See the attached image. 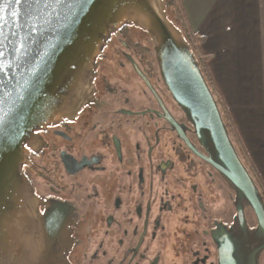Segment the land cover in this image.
I'll list each match as a JSON object with an SVG mask.
<instances>
[{
    "label": "flooded vegetation",
    "instance_id": "obj_1",
    "mask_svg": "<svg viewBox=\"0 0 264 264\" xmlns=\"http://www.w3.org/2000/svg\"><path fill=\"white\" fill-rule=\"evenodd\" d=\"M94 87L73 118L24 144L23 171L39 213L66 232L68 263L217 264L213 232L232 223L235 193L204 159L143 32L111 36Z\"/></svg>",
    "mask_w": 264,
    "mask_h": 264
},
{
    "label": "water",
    "instance_id": "obj_2",
    "mask_svg": "<svg viewBox=\"0 0 264 264\" xmlns=\"http://www.w3.org/2000/svg\"><path fill=\"white\" fill-rule=\"evenodd\" d=\"M165 5L0 0V264H69L66 232L52 212L39 213L23 171L24 144L37 129L73 118L93 99L97 58L125 26L146 35L159 77L193 125L204 159L235 193L232 223L213 232L217 264H262L264 195L237 151L191 44ZM245 209L252 211L254 227Z\"/></svg>",
    "mask_w": 264,
    "mask_h": 264
},
{
    "label": "crops",
    "instance_id": "obj_3",
    "mask_svg": "<svg viewBox=\"0 0 264 264\" xmlns=\"http://www.w3.org/2000/svg\"><path fill=\"white\" fill-rule=\"evenodd\" d=\"M207 68L264 186V0H181Z\"/></svg>",
    "mask_w": 264,
    "mask_h": 264
},
{
    "label": "trees",
    "instance_id": "obj_4",
    "mask_svg": "<svg viewBox=\"0 0 264 264\" xmlns=\"http://www.w3.org/2000/svg\"><path fill=\"white\" fill-rule=\"evenodd\" d=\"M164 1L166 4L165 10L167 13V17L183 32L185 38L191 44V46L194 50V53H195L197 59L199 60V62L201 64L203 73H204V75H205V77L209 83V86H210L211 90L213 91L215 98L218 101L222 116L228 125L230 136L233 139V142L235 143L237 151H238L241 159L243 160V162L245 163V165L247 166V168L251 172L255 181L257 182L262 194L264 195V186L259 181V178H258L255 170L253 169V166L250 163V160L247 157V154H246L244 148L242 147V145L240 143V140H239L238 135L235 131L234 125L231 121V116H230V113L228 111V108H227L225 102L223 101L222 97L220 96L219 92L217 91V89L214 85L213 79L211 77V74L207 68V61L210 57V54L205 53L200 49V44L202 42V36L197 35L190 30L188 23H187V20H186V17H185V14H184L183 9H182L181 0H164Z\"/></svg>",
    "mask_w": 264,
    "mask_h": 264
},
{
    "label": "rangeland",
    "instance_id": "obj_5",
    "mask_svg": "<svg viewBox=\"0 0 264 264\" xmlns=\"http://www.w3.org/2000/svg\"><path fill=\"white\" fill-rule=\"evenodd\" d=\"M130 28H132V29H136V30H138V31H141V32H143L142 30H140L139 28H137V27H130ZM144 33V32H143ZM264 254V253H263ZM263 258H264V255L262 256ZM262 259V258H261ZM262 264H264V261H263V263Z\"/></svg>",
    "mask_w": 264,
    "mask_h": 264
}]
</instances>
